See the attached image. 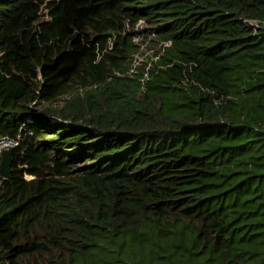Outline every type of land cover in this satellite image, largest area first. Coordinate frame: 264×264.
I'll use <instances>...</instances> for the list:
<instances>
[{"label": "trees", "instance_id": "1", "mask_svg": "<svg viewBox=\"0 0 264 264\" xmlns=\"http://www.w3.org/2000/svg\"><path fill=\"white\" fill-rule=\"evenodd\" d=\"M18 137L0 264H264V0H0Z\"/></svg>", "mask_w": 264, "mask_h": 264}, {"label": "water", "instance_id": "2", "mask_svg": "<svg viewBox=\"0 0 264 264\" xmlns=\"http://www.w3.org/2000/svg\"><path fill=\"white\" fill-rule=\"evenodd\" d=\"M12 148L0 149V178L6 180L12 172Z\"/></svg>", "mask_w": 264, "mask_h": 264}, {"label": "rangeland", "instance_id": "3", "mask_svg": "<svg viewBox=\"0 0 264 264\" xmlns=\"http://www.w3.org/2000/svg\"><path fill=\"white\" fill-rule=\"evenodd\" d=\"M137 45H140V53L135 56V59L137 63L145 62L151 58H153V53L158 51V47L154 46L153 43H150V40H134ZM144 41V43L142 42ZM26 179H29L30 177L28 175H25Z\"/></svg>", "mask_w": 264, "mask_h": 264}, {"label": "built area", "instance_id": "4", "mask_svg": "<svg viewBox=\"0 0 264 264\" xmlns=\"http://www.w3.org/2000/svg\"><path fill=\"white\" fill-rule=\"evenodd\" d=\"M19 144V137L17 139L0 138V149L9 147L14 149Z\"/></svg>", "mask_w": 264, "mask_h": 264}]
</instances>
